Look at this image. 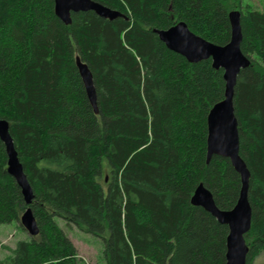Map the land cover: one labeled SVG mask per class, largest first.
I'll return each mask as SVG.
<instances>
[{"label":"trees","instance_id":"trees-1","mask_svg":"<svg viewBox=\"0 0 264 264\" xmlns=\"http://www.w3.org/2000/svg\"><path fill=\"white\" fill-rule=\"evenodd\" d=\"M123 14L72 13L54 0H0V120L10 123L34 191L27 205L0 139V227L31 208L40 232L0 264H79L59 225L104 241L105 264H226L229 227L192 204L202 184L232 210L241 177L229 159L208 162V115L225 97L224 71L167 48L155 30L179 22L203 39L231 41L241 14L234 107L250 171L247 264L264 252V11L242 0H94ZM93 75L92 107L77 59Z\"/></svg>","mask_w":264,"mask_h":264},{"label":"water","instance_id":"water-1","mask_svg":"<svg viewBox=\"0 0 264 264\" xmlns=\"http://www.w3.org/2000/svg\"><path fill=\"white\" fill-rule=\"evenodd\" d=\"M54 3L56 15L66 25L72 23V13L93 11L108 20L123 16L122 13L94 0H54ZM229 18L232 34L231 41L225 46L213 44L196 35L185 22H179L167 30H155V32L169 50L182 55L189 63L197 64L211 60L213 68L224 71V100L217 103L208 115V162L214 155L230 160L241 177L240 196L232 210L224 211L217 207L212 193L201 184L192 197V204L202 207L216 217L221 224L229 227L226 264H247L249 248L246 245L245 235L250 231L252 223V207L249 202L251 174L240 155L239 123L235 114L234 99L238 76L251 63L241 49L243 41L241 14L237 11L231 12ZM77 66L88 99L97 113V93L93 75L88 65L79 58ZM0 139L5 144L8 154V173L15 178L21 188L26 204L31 205L35 197L34 191L19 160L14 140L10 134V123L4 119L0 120ZM21 224L31 236H36L40 232L30 207L21 217Z\"/></svg>","mask_w":264,"mask_h":264},{"label":"rangeland","instance_id":"rangeland-1","mask_svg":"<svg viewBox=\"0 0 264 264\" xmlns=\"http://www.w3.org/2000/svg\"><path fill=\"white\" fill-rule=\"evenodd\" d=\"M242 5L264 11V0H242ZM58 223L77 248L79 264H105L103 259L105 245L101 238L87 234L77 226L68 227L63 219L58 218ZM28 239L29 233L25 232L19 223L2 225L0 227V261L12 256V251L19 241ZM254 264H264V252Z\"/></svg>","mask_w":264,"mask_h":264}]
</instances>
